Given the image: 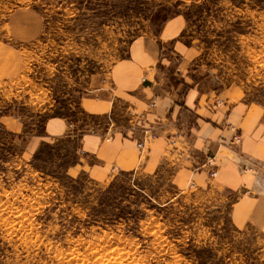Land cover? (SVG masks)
<instances>
[{
  "label": "rangeland",
  "instance_id": "obj_1",
  "mask_svg": "<svg viewBox=\"0 0 264 264\" xmlns=\"http://www.w3.org/2000/svg\"><path fill=\"white\" fill-rule=\"evenodd\" d=\"M25 6L43 30L21 73L0 83V264H264V236L235 227L218 191L179 192L140 171L97 182L70 171L77 139L43 140L44 122L77 106L90 75L172 15L184 20L163 50L172 80L186 72L264 111V0H0V38Z\"/></svg>",
  "mask_w": 264,
  "mask_h": 264
},
{
  "label": "crops",
  "instance_id": "obj_2",
  "mask_svg": "<svg viewBox=\"0 0 264 264\" xmlns=\"http://www.w3.org/2000/svg\"><path fill=\"white\" fill-rule=\"evenodd\" d=\"M4 23L0 83L21 73L23 52L43 30L42 16L26 6L11 11ZM183 27V18L172 15L156 35L135 38L107 73L89 76L74 109L44 122L43 140L77 139V162L70 171L97 182L113 172L140 171L166 175L179 192L218 191L231 199L229 218L235 227H251L264 236V111L236 98L231 88H206L186 72L172 80L163 50ZM147 133L140 158L136 142ZM233 135L240 137L236 145ZM207 156L215 157L213 179L204 165ZM249 163L255 171H242Z\"/></svg>",
  "mask_w": 264,
  "mask_h": 264
},
{
  "label": "bare ground",
  "instance_id": "obj_3",
  "mask_svg": "<svg viewBox=\"0 0 264 264\" xmlns=\"http://www.w3.org/2000/svg\"><path fill=\"white\" fill-rule=\"evenodd\" d=\"M176 58V57H175ZM154 106V105H153ZM152 106V107H153ZM151 108V107H150ZM146 136V139L149 141V139H150V134H145L143 137H142V139H144V137ZM141 139V140H142ZM232 143L231 144H233V145H236L238 142H239V138H238V136L237 135H233V137H232ZM148 144V142H146V145ZM145 145V146H146ZM145 149V148H144ZM204 165L207 167V169H208V175H209V178L210 179H213L214 177H215V175H216V172H215V157H213V156H207V158H206V160H205V163H204ZM244 167H243V170L244 171H246L247 172V170H250V169H253V168H255V166L254 165H252L251 163H249V164H247V165H243ZM190 186H192V185H190Z\"/></svg>",
  "mask_w": 264,
  "mask_h": 264
},
{
  "label": "built area",
  "instance_id": "obj_4",
  "mask_svg": "<svg viewBox=\"0 0 264 264\" xmlns=\"http://www.w3.org/2000/svg\"><path fill=\"white\" fill-rule=\"evenodd\" d=\"M152 106H153V104L152 105H150V107L152 108ZM146 142H148V140L146 139V136L144 137V139H142L141 140V142H139L138 144H139V146L141 147V148H145V145H146Z\"/></svg>",
  "mask_w": 264,
  "mask_h": 264
}]
</instances>
